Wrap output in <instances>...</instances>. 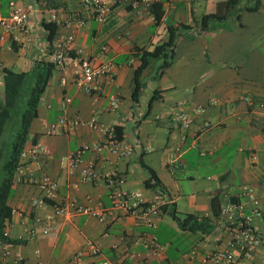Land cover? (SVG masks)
<instances>
[{"label":"crops","instance_id":"1","mask_svg":"<svg viewBox=\"0 0 264 264\" xmlns=\"http://www.w3.org/2000/svg\"><path fill=\"white\" fill-rule=\"evenodd\" d=\"M13 1L26 8L28 15L23 29L13 27L0 38V78L2 66L25 70L36 61H52L54 49L67 34L72 35L66 45L71 59L51 71L37 115L30 123L20 170L14 173L8 198L11 214L5 227L10 238L24 241L5 243L7 254L0 255V264H14L13 258L18 257L26 264H33L36 257L44 264H68V258L86 239L97 240L100 251L112 256L111 244L122 236H136L145 226L129 214L110 209L108 185L102 174L114 172L122 177L121 188L139 190L149 197L154 188L144 184L149 172L143 164L153 170L158 189L168 197L167 208L174 207L180 215H206L211 223L205 233L191 231L180 228L166 211H160L155 225L149 228L155 239L161 244L156 229L167 214L183 232L195 234L190 247L195 254L184 257V250L171 255L163 249L151 264H205L199 261L201 254L230 248L235 218L229 213L211 214L212 193L217 192L220 206L229 201L240 203L247 213L252 204L241 190L243 184L252 186L264 201V0L254 10L243 8L248 0H240L239 10L214 28L195 31L192 26L183 30L175 39L172 61L161 75L152 77L158 64L153 60L149 64L152 72L147 74L146 68L142 71L144 86L136 102L130 98L135 61L128 63L125 55L134 45L150 48L165 39L167 23L193 25L190 20L211 11L217 0H153L161 3L158 23L151 11L139 12L140 8L114 0H109L110 10L102 22H97L78 0H45V5L41 0ZM8 11L9 0H0V13ZM50 11L56 12L60 22H55L54 35L48 41L42 20H47ZM67 17L82 18L83 24L66 25ZM82 56L93 64L108 59L113 63V80L97 78L102 87L98 94H86L70 82ZM113 90L119 101L110 110L106 108L107 94ZM151 94L154 97L148 105ZM64 95L70 96L67 104H62ZM174 111L190 116L186 128L169 119ZM74 112L82 120L94 116L119 126L120 139L131 146V151L126 155L85 151L69 172L70 151L102 138L86 124H76L66 133H45L49 122ZM204 120L210 125L202 126ZM175 144L180 149L170 162L168 154ZM90 158L97 174L73 186L80 166ZM27 175L54 179L56 197L32 203L42 196L43 189L26 182ZM65 198H74L100 215L71 208L54 214L52 203ZM249 223L258 237L252 260L264 264V212L253 214Z\"/></svg>","mask_w":264,"mask_h":264},{"label":"built area","instance_id":"2","mask_svg":"<svg viewBox=\"0 0 264 264\" xmlns=\"http://www.w3.org/2000/svg\"><path fill=\"white\" fill-rule=\"evenodd\" d=\"M117 2H126L129 5L140 8L138 11H149L153 0H114ZM78 2L85 6L91 16L97 21L102 22L108 14L109 0H78ZM41 4L45 5L46 1L41 0ZM27 9L22 5L17 4L13 0H9V11L7 14L0 13V38L3 37L11 28L15 27L23 29L27 20ZM47 20L60 22L56 12L50 11ZM66 25L79 27L83 24L82 18L71 17L65 18ZM72 35L67 34L64 37L63 43H58L53 51L52 61L55 68H62L65 61L71 59L67 52V44L71 40ZM80 52V49L77 50ZM134 58L129 57L128 63H132ZM113 63L111 60L93 64L87 57H80L78 59L77 69L74 71L70 79L71 84L78 90L89 94H98L101 90L97 78L104 76L106 82L113 80ZM64 81V78H61ZM1 82V78H0ZM106 108L113 110L118 106V93L113 90L107 94ZM70 102V96L64 95L62 97V104ZM157 117V115H155ZM169 119L181 128H186L191 118L182 111H174L170 113ZM76 124H86L87 126L96 129L102 134L100 140L83 143L71 150L68 154V171L72 172L74 167L80 161L81 155L85 151H90L93 154L101 153L103 151L111 152L117 155H126L131 151V146L117 138L113 131V126L97 120L94 116L86 120L79 118L77 113H72L67 116L65 114L59 115L55 120L49 122L44 131L47 134L55 132H68ZM210 122L204 120L202 126H209ZM180 149L178 144L173 146V149L168 154V160L171 162L175 159V154ZM24 152H21L23 154ZM20 170V166L17 167ZM94 168V160L87 159L83 165L80 166L77 179L72 182L76 186L79 182L88 180L96 175ZM105 183L108 185L110 195V209L115 212L120 211L124 214H129L138 224L145 226L139 231L136 236L128 237L122 236L117 243L111 244L114 249L112 256H106L100 251L99 244L95 239H86L85 242L68 258V264H151V260L163 253L162 245L155 239L154 233L149 229L156 223L157 217L160 213L162 205L168 203L166 194L157 188L152 189L149 197H144L139 190L121 188L119 183L122 177L114 172L102 174ZM26 182L34 183L43 189L42 196L33 200L32 203L44 202L46 198H54L57 195V183L54 179L47 175H41L35 178L32 175H27ZM242 192L248 197L252 204L249 213L244 212L242 204L235 202H225L220 212L233 214L235 218V228L231 236V247L224 249H215L210 252L201 254L199 261L205 264H256L252 260L253 248L258 240L257 234L250 226L251 216L262 215L264 212V201H260L259 197L255 195L254 189L248 184L241 186ZM261 195L264 198V186L261 190ZM54 214H62L71 208L74 212H91L100 215L98 211L92 210L89 206L78 202L74 198H65L63 201L52 203ZM3 234L7 235L6 229ZM6 242L0 241V255L7 254V249L4 247ZM135 244L138 247H134ZM131 245H133L131 247ZM195 254V249L192 247L183 253L184 257H191ZM14 264H26L20 257L13 258ZM33 264H44V262L36 257Z\"/></svg>","mask_w":264,"mask_h":264},{"label":"trees","instance_id":"3","mask_svg":"<svg viewBox=\"0 0 264 264\" xmlns=\"http://www.w3.org/2000/svg\"><path fill=\"white\" fill-rule=\"evenodd\" d=\"M240 0H217L211 11L202 13L193 18V25L178 22L175 25L166 24L167 37L152 47L146 48L134 45L125 58H134L132 69L133 86L130 92L132 102L138 100L144 81L140 78L142 71L150 62L159 58L156 65L153 78L159 77L168 66L174 54L175 39L183 30L192 26L195 31L211 29L216 23L224 20L232 13H236L239 8L237 3ZM260 6V0H248L243 8L254 10ZM149 11L153 14L155 23L160 21L162 15L161 3L153 1ZM238 16V15H237ZM42 25L47 29L46 38L48 41L54 35L55 22L51 20H42ZM55 68L52 61H36L25 70H14L6 66L1 67V94H0V241L6 243H22L23 238H10L3 234L6 223L11 214V207L8 204L12 185L14 182V173L21 165V152L26 138L29 134V126L32 119L37 115V105L42 91L44 90L51 71ZM154 97L151 94L148 98V105ZM114 134L121 138L120 127L113 126ZM149 176L144 180V184L149 188H159L158 181L151 168H148ZM168 207V203L161 206L160 211H166L180 228H186L191 231H200L205 233L209 230L211 223L206 215H195L185 213L180 215L174 207ZM211 214L218 216L220 214V203L217 192L212 193L210 197ZM167 209V210H166Z\"/></svg>","mask_w":264,"mask_h":264},{"label":"rangeland","instance_id":"4","mask_svg":"<svg viewBox=\"0 0 264 264\" xmlns=\"http://www.w3.org/2000/svg\"><path fill=\"white\" fill-rule=\"evenodd\" d=\"M190 23H194V21L190 20ZM160 28H163V24H160ZM159 61V58L153 59V62ZM145 70H147V74L151 73L152 65L146 67ZM230 150L231 149L228 148V153L230 152ZM156 235L157 239L161 242L163 249L171 255H176L179 252L190 249L195 236V234L193 233H190L188 231L183 232L181 229H179L172 218L167 214L163 215L161 223L156 229Z\"/></svg>","mask_w":264,"mask_h":264}]
</instances>
